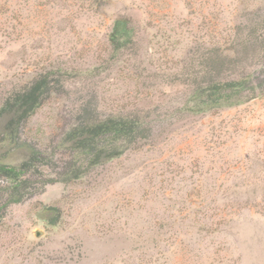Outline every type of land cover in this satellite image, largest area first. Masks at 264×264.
<instances>
[{"label":"rangeland","instance_id":"374dc122","mask_svg":"<svg viewBox=\"0 0 264 264\" xmlns=\"http://www.w3.org/2000/svg\"><path fill=\"white\" fill-rule=\"evenodd\" d=\"M117 19L134 28L118 51ZM255 20L264 0H0V110L59 79L19 140L0 117V164L33 147L48 164L0 209V264H264V93L206 111L196 96L254 60ZM127 115L138 136L71 178L85 165L65 133Z\"/></svg>","mask_w":264,"mask_h":264},{"label":"trees","instance_id":"16d2710c","mask_svg":"<svg viewBox=\"0 0 264 264\" xmlns=\"http://www.w3.org/2000/svg\"><path fill=\"white\" fill-rule=\"evenodd\" d=\"M255 23L262 27L260 24L264 22L255 20ZM133 36L134 28L128 21L117 19L109 40L113 49L118 51L124 49ZM253 45L255 58L250 64H245L242 70H238L231 76L209 82L197 93L196 96L206 97L202 106L204 111L215 107L236 105L264 93V40H256ZM53 81L59 82V79L49 78V73L41 75L29 86L8 97L0 110V117L10 116L6 128L7 140H19L23 123L40 107L51 91ZM140 127V122L128 115L110 116L105 119L92 118L74 124L65 133L62 144H69L70 148L75 150L74 155L78 159L82 157L85 166H77L71 178H79L89 167L116 157L121 153L119 149H124L123 141L135 139ZM41 156L42 151L33 147L30 149V156L21 165L0 164V176L7 183L3 188L0 187V194L2 193L0 199H3L0 202V209H6L12 203L21 202L29 195L27 193H33V190L27 191L31 188V177L40 171V166L48 165L40 160ZM69 180L70 178L64 179V181ZM0 217H2L1 214Z\"/></svg>","mask_w":264,"mask_h":264},{"label":"water","instance_id":"95a60500","mask_svg":"<svg viewBox=\"0 0 264 264\" xmlns=\"http://www.w3.org/2000/svg\"><path fill=\"white\" fill-rule=\"evenodd\" d=\"M35 234H36L37 236H40V235H41V232H40V231H36Z\"/></svg>","mask_w":264,"mask_h":264}]
</instances>
